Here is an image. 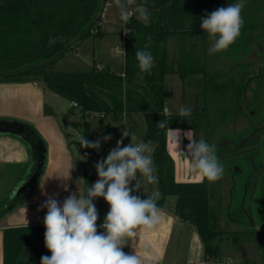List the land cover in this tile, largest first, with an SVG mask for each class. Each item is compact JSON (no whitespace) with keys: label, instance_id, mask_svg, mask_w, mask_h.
Instances as JSON below:
<instances>
[{"label":"trees","instance_id":"1","mask_svg":"<svg viewBox=\"0 0 264 264\" xmlns=\"http://www.w3.org/2000/svg\"><path fill=\"white\" fill-rule=\"evenodd\" d=\"M108 1L0 0V82L36 80L62 98L75 102L85 112L118 118L124 115L142 114L146 122L144 138L155 144L153 156L159 192L162 194L157 202L158 207L162 209L168 197H176V217L181 223L192 225L198 231L205 248L206 264H226L222 261L223 252L217 243L221 232L217 231L216 210L210 204L213 195L211 181L206 178L202 182L176 180L175 164L168 152L166 131L158 129L157 124L166 120L172 129L200 128L206 135V142L210 144L209 138L213 133V126L224 127L230 118L241 113L238 104L239 100L241 101L240 97L238 100L240 87L235 80H228L226 85L223 84L225 86L216 84L222 97L229 90L233 93L221 106L217 104L216 111H213L214 109L211 111L215 112L218 119L215 124L212 122V113L208 110V78L204 82L206 104L201 111L194 112L188 117H181L179 114L166 115L164 76L169 72V68L166 52L159 46L173 31L160 29V17L150 26L137 18H132L128 24H125L127 29L134 32L130 43H136L140 47L129 49L122 73H115L109 68L99 70L95 62L90 71L56 70V65L67 53L76 51L82 43L91 38L97 39L103 36L102 17ZM236 2L238 0H137L138 5L146 4L150 14L157 16L167 15L172 19L180 17L187 19L194 13L200 23L199 33L204 35L207 33L201 28V18L207 17L216 7H225ZM255 23L258 21L249 24L251 32L257 27ZM249 29L246 31L244 28L242 31L241 28L240 34L247 38ZM149 36L157 45L155 50H149L155 55L150 74L142 73L135 59L136 50L144 48ZM50 38L55 40L53 44H49ZM252 42L251 37L248 39L247 47L236 46L234 42L229 46L231 55L236 54L238 59H243L252 50ZM190 70V67L183 65L180 68V76L186 78ZM138 74L143 76L144 81L141 82ZM26 127L30 134L28 141L31 145L42 141L31 126L26 125ZM86 139L89 140L87 132ZM109 152L95 153L86 148L87 155L95 153L107 157ZM35 168L33 164L32 169ZM42 171L43 168L39 171L40 175ZM149 194L138 196L146 199ZM10 197L9 192L0 198V209L10 205ZM45 231L43 226L6 229L4 264H37L38 258L30 256L26 247L32 238L38 236L44 238ZM262 236L264 238V235Z\"/></svg>","mask_w":264,"mask_h":264},{"label":"crops","instance_id":"2","mask_svg":"<svg viewBox=\"0 0 264 264\" xmlns=\"http://www.w3.org/2000/svg\"><path fill=\"white\" fill-rule=\"evenodd\" d=\"M107 14L105 25H112L116 22L114 11L111 10ZM158 17L161 20L160 29L173 31L159 47L166 52L167 56L170 52V58L175 60L177 66L176 70L168 67L169 72L164 76L165 110H167L165 112L169 116L178 114L179 107L185 106L184 85L189 83L200 86L202 82H206L211 73L213 76L215 75L216 68L221 63L216 53L209 54L208 50L213 41L209 39L207 34L199 33L200 23L194 13L187 19H182V17L172 19L167 15L151 14L149 22L144 24L150 26L153 22H157ZM109 28L112 29V26ZM127 30L129 38H131L134 32L131 29ZM110 32V30H106L105 35L101 38L91 39L103 42L108 37L111 39L116 37H110ZM125 36L123 31L121 39L116 37V41H119L121 46L116 44L113 51L108 46L104 47L102 59L93 60V67L95 62L99 70L109 68L115 73H122L129 49L140 47L136 43L128 44ZM122 47H124V52ZM156 48L155 42L150 41L148 50H155ZM125 51H127L126 56ZM153 57L155 58V55ZM231 61L234 67L244 65L243 60L238 62L232 57ZM183 65L191 68L190 73L184 79L180 76V68ZM168 84L170 86L169 91ZM177 84H182L183 88L181 89ZM179 97L181 99L180 104L176 101ZM107 116L101 113L85 112L75 103L48 90L43 83L36 80L0 82V121L20 122L29 125L42 140L33 145L27 140L29 142L27 145L30 144L29 149L22 141L15 138V136L18 137L17 135L0 136V180L8 178L10 168L15 166L27 168L31 156H33V164L35 165L37 150L34 146L37 147L36 145L41 143L45 147L43 171L34 185L33 192L28 196L23 195L20 198L11 199L10 205L0 209V264H4V231L6 229L29 226L45 227L44 217L47 209H41L40 205L47 197L42 195L41 185L48 195L58 194L56 198L63 202L69 192H65L61 187V179L67 178L69 171L71 179L64 181L69 185V191L76 192L77 186L83 190L87 185L84 183L76 185L75 181L82 177L87 181L88 186L94 184L99 178L95 165L98 161L106 159V157L95 153L110 151L116 147L117 141L121 139H123L121 147L130 144L131 136H122L124 130L135 134L136 140L133 141L135 143L145 140L146 122L142 114L124 115L122 118L111 116L112 120L105 122ZM138 121L141 122L140 126H138ZM69 127L73 131L70 132ZM86 132L89 141L101 140L99 150L89 148V151L95 152L94 154L87 155L86 148L81 147L78 142L77 134L86 137ZM106 135H110L112 138L105 142L103 137ZM24 138L21 137L22 140ZM77 154L80 156L87 155V159L79 160ZM169 154L171 155L170 152ZM22 169L15 171L17 178L25 172ZM36 170V168L32 169L31 167L27 175L22 176V181L28 180ZM178 173L175 165V177L178 182H202L205 179L200 174L190 170L189 176L194 177L196 181H180ZM140 175L137 172V182L140 184V189L134 191L133 195L149 194L153 190L159 191L158 182L147 183L144 179L141 180ZM154 176L157 177L156 174ZM22 181L18 183L19 185H15V189L20 186ZM134 182L136 183V181ZM135 183L132 184V188H135ZM11 188L12 184L6 185V191L4 190L0 194L6 193L8 189L12 193L14 190ZM172 197L174 196L166 199L165 205L160 211L159 222L151 229L143 227L136 229L137 235L129 239L128 245L123 248V251L126 254L138 255L142 264H206L205 248L198 231L192 225L183 224L178 220L175 214L176 197L170 201L169 199ZM98 199L104 201L100 202L99 206L103 215H106L109 211V205L102 197L96 198L95 201ZM99 226L100 224L97 222L98 232H103L104 230ZM45 256H51L50 251ZM223 256L225 255L223 254ZM38 263L41 264V260Z\"/></svg>","mask_w":264,"mask_h":264},{"label":"rangeland","instance_id":"3","mask_svg":"<svg viewBox=\"0 0 264 264\" xmlns=\"http://www.w3.org/2000/svg\"><path fill=\"white\" fill-rule=\"evenodd\" d=\"M135 5H138L137 0H135ZM135 5H133V7H135ZM220 7H216L215 10ZM111 10L114 11L116 16L115 21L119 22L118 24L114 22L112 25H105L107 13H110ZM241 15L244 21L242 31L244 28L247 31V29H249V24L258 21V23H255L257 24L256 29L253 30V32L249 29L246 36L248 39L251 37L253 40L251 45L252 50L243 59H238L236 54L232 56L231 49L229 48L217 52L216 56L218 59L220 58L221 65L217 66V71L214 76L211 73V76L208 77V110L210 112L213 109V111H216L217 104L219 103V106H221L222 103L225 102V99H228L233 93L229 90L225 92L222 97L219 95L220 93L217 90L216 84L226 85L228 80H235L240 87L238 100L239 97L241 98V101L239 100L238 102L241 113L230 118L224 127L216 128L214 125L213 133L209 138L210 144L215 145L217 156L223 164L222 177L219 180L211 181L213 195H211L210 204L212 208L216 210L218 216L217 231L221 232V236L217 239V243L220 245L225 255L222 261L226 264L227 262H230V264H264V238L262 236L264 235V0H245V7L242 9ZM132 18H136V16ZM110 26H112V29L109 28ZM106 30L111 31L110 37L116 36L117 38L120 37V39L124 31L127 42L128 44L130 43L129 32L124 22L120 19L119 8L114 3V0L108 1L103 13L101 25L103 35H105ZM116 37L112 39L108 37L103 42L93 39L85 41L76 51L67 53L56 65L55 69L65 72L92 70L93 60L99 61L102 59L104 47L108 46L113 51L116 44L120 45V42L116 41ZM247 38L240 34L235 41V45H244L247 47ZM258 45H260V49L257 48ZM122 51L124 52V47H122ZM126 53L127 51H125V54ZM239 53L240 52H238V54ZM232 57L237 59L238 62L243 60L244 65L241 66L245 68L242 69V67H239L240 65L234 67L231 61ZM167 62H169V68L176 70L175 68H177V66L175 65V60L170 58V52L167 56ZM137 76L141 79L140 74ZM177 86L181 89L183 88L182 84H177ZM169 87L168 84V91ZM205 87L206 84H204V82H202L200 86H198V84L189 83L184 85V91L186 92L185 106L191 108L192 113L199 112L205 107V97L207 96L205 94ZM175 88L177 89L176 86ZM184 91L183 93L185 94ZM243 95H245L244 101ZM176 101L180 104V97L176 99ZM212 103L214 104L213 106ZM223 107H225L224 104ZM211 113L212 122L215 124L218 119L216 114H214L215 112ZM111 120L112 117L108 115L104 121L110 122ZM190 121L192 120L190 119ZM137 123L138 126H140L141 122L138 121ZM180 130L181 136L178 142V148L176 149L175 145L169 141V152L172 155V159L175 160L173 161L179 172L178 179L180 181H196L194 177L189 176L191 170L190 163L188 159L185 158L187 157L190 159L187 153L189 140L183 136V133L192 130L195 133V139L197 141L203 138V140L206 141V135L200 128ZM8 135L7 133H0V136ZM17 136L18 137L15 136V138L22 141V143L30 149V144L27 145L29 142L25 138L22 140L21 136ZM133 143H145L153 149V151L145 154L152 158L153 175H155L156 167L153 156L155 144L147 140ZM253 145H255V148L251 149L250 147ZM178 152H184L185 157L182 154H178ZM32 165L33 156H31L27 168L24 166L10 168L8 178L0 180V192L6 191L5 186L10 184H12L11 189L14 190L16 187L15 185H19L18 183L22 181V176L27 175ZM21 167L25 172L22 176L17 178V176H15L17 172L15 173V171L22 169ZM254 173H256V175ZM251 178L252 183L250 184ZM142 179L146 181L145 178L141 176V180ZM134 183L135 182L132 181L130 187ZM247 185H249V187L251 186L248 191L246 189ZM9 192L8 189L6 193L0 194V198ZM10 199L12 198L10 197ZM173 199H175V197L169 200L172 201ZM98 200H94V203L98 210L97 222L101 225L106 215H103L102 209H100L99 206L100 202L104 201ZM26 248L30 256L38 258V262L41 260L42 256H45L49 252L45 247V239L41 236L32 238V240L28 242ZM38 262L37 264H39Z\"/></svg>","mask_w":264,"mask_h":264},{"label":"clouds","instance_id":"4","mask_svg":"<svg viewBox=\"0 0 264 264\" xmlns=\"http://www.w3.org/2000/svg\"><path fill=\"white\" fill-rule=\"evenodd\" d=\"M114 3L119 8L120 19L124 24H128L133 16L145 24L149 22L151 14L146 4L135 5V0H114ZM244 7L245 0H238L201 18V28L213 41L208 50L210 55L226 50L240 36L244 24L241 15ZM150 41L149 36L144 48L135 52L140 71L149 74L154 63V57L148 50ZM54 42L53 38L49 39V44ZM191 113L192 109L183 105L178 109L181 117H188ZM157 128L166 131L167 139L177 149L181 130L170 128L166 120L159 122ZM68 130L73 131L71 127ZM122 136H131V143L121 147L123 139L117 141L106 159L96 163L99 178L91 186L81 177L75 181L76 185L84 183L87 187L81 190L77 186L76 192H70L69 185L64 182L71 179L69 171L68 177L61 179V187L69 195L61 202L56 198L58 194L48 195L41 185L42 195L47 197L40 205L41 209H47L44 217L45 247L51 253V256L41 257V264H142L138 255L126 254L123 248L128 245L130 238L137 235L136 229H151L159 222L161 209L157 202L162 194L153 190L146 199L132 194L140 189L137 172L147 183H157L158 178L153 175L152 158L145 154L153 149L145 143L134 144L136 136L133 132L124 130ZM183 136L189 140L187 153L190 159L185 157L184 152L178 154L188 159L191 171L208 181L219 180L223 175V164L217 156L215 145L203 139L197 141L192 130L183 133ZM111 138L106 135L103 141ZM77 139L83 148L99 150L101 146L100 139L89 141L79 133ZM78 156L79 160L87 159V155ZM134 180L135 188H132L130 184ZM100 197L109 205L104 222L99 226L103 232L97 229L98 210L94 203Z\"/></svg>","mask_w":264,"mask_h":264},{"label":"water","instance_id":"5","mask_svg":"<svg viewBox=\"0 0 264 264\" xmlns=\"http://www.w3.org/2000/svg\"><path fill=\"white\" fill-rule=\"evenodd\" d=\"M0 133L19 135L21 137H25L26 140H28L30 136L26 125L20 122L0 121ZM36 146L37 147L34 146V148L37 150V155L35 156L34 163L37 170L28 180L22 181L20 186L14 189V191L11 193L12 199L20 198L23 195L26 196L29 192L34 190V185L36 184L40 175L39 171L43 166V160L45 157V147L41 143H38Z\"/></svg>","mask_w":264,"mask_h":264},{"label":"flooded vegetation","instance_id":"6","mask_svg":"<svg viewBox=\"0 0 264 264\" xmlns=\"http://www.w3.org/2000/svg\"><path fill=\"white\" fill-rule=\"evenodd\" d=\"M257 48L260 49V45H258ZM245 66H246V65H245ZM244 94H245V90H244ZM244 97H245V95H243V101H244ZM250 148H251V149L255 148V145H253V146L250 147ZM256 173H257V172H256ZM256 173H254V174L256 175ZM255 175H254V176H255ZM249 183H250V184L252 183V178H251V180H250ZM249 183H248V184H249ZM250 187H251V186H250ZM250 187H249V185L246 186L247 191L250 189ZM246 189H245V190H246ZM242 210H243V209H242ZM246 216H247V215H246ZM263 233H264V232H263Z\"/></svg>","mask_w":264,"mask_h":264},{"label":"built area","instance_id":"7","mask_svg":"<svg viewBox=\"0 0 264 264\" xmlns=\"http://www.w3.org/2000/svg\"><path fill=\"white\" fill-rule=\"evenodd\" d=\"M76 105V104H75ZM136 177H137V174H136ZM135 181V180H134Z\"/></svg>","mask_w":264,"mask_h":264}]
</instances>
